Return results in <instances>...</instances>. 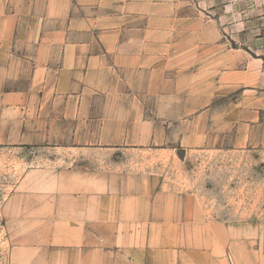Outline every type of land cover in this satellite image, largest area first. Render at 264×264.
Here are the masks:
<instances>
[{"label":"crops","instance_id":"obj_1","mask_svg":"<svg viewBox=\"0 0 264 264\" xmlns=\"http://www.w3.org/2000/svg\"><path fill=\"white\" fill-rule=\"evenodd\" d=\"M254 12L251 0H0V147L264 148ZM147 167L28 170L2 206L9 264H264L255 226L211 220Z\"/></svg>","mask_w":264,"mask_h":264},{"label":"rangeland","instance_id":"obj_2","mask_svg":"<svg viewBox=\"0 0 264 264\" xmlns=\"http://www.w3.org/2000/svg\"><path fill=\"white\" fill-rule=\"evenodd\" d=\"M259 19L264 0H251ZM262 21L258 22L257 25ZM130 151L79 152L55 147H0V264H9L10 236L2 206L30 169L109 168L122 160L147 162L170 185L193 194L211 220L256 227L264 236V148L199 151L187 158ZM151 166H149V164ZM246 227V226H245Z\"/></svg>","mask_w":264,"mask_h":264},{"label":"water","instance_id":"obj_3","mask_svg":"<svg viewBox=\"0 0 264 264\" xmlns=\"http://www.w3.org/2000/svg\"><path fill=\"white\" fill-rule=\"evenodd\" d=\"M181 156V154H179Z\"/></svg>","mask_w":264,"mask_h":264}]
</instances>
